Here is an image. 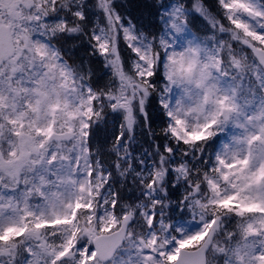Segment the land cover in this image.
I'll return each mask as SVG.
<instances>
[{"label": "snow or ice", "instance_id": "1", "mask_svg": "<svg viewBox=\"0 0 264 264\" xmlns=\"http://www.w3.org/2000/svg\"><path fill=\"white\" fill-rule=\"evenodd\" d=\"M147 7L0 0V264H264V0Z\"/></svg>", "mask_w": 264, "mask_h": 264}, {"label": "trees", "instance_id": "2", "mask_svg": "<svg viewBox=\"0 0 264 264\" xmlns=\"http://www.w3.org/2000/svg\"><path fill=\"white\" fill-rule=\"evenodd\" d=\"M208 4H213L214 0H206ZM116 3L121 6L120 10L125 12L133 18L134 22L147 24L149 19V14L152 9L148 8L147 5L151 3V0H116ZM196 26L200 27L199 20L196 22ZM66 47L71 48L73 57L77 63L84 61L87 66L91 67L94 72V81L100 86L107 81L108 77L105 75L106 69L103 65L97 63L94 58H91L87 51L86 45H77L75 48H72L71 45ZM153 120L155 123L152 124V127L158 131L160 120L157 118L155 112L152 113ZM151 143L150 138L146 134L139 133L137 134V142L134 145V148L138 151H143L148 148Z\"/></svg>", "mask_w": 264, "mask_h": 264}, {"label": "rangeland", "instance_id": "3", "mask_svg": "<svg viewBox=\"0 0 264 264\" xmlns=\"http://www.w3.org/2000/svg\"><path fill=\"white\" fill-rule=\"evenodd\" d=\"M200 25H201V22L199 21Z\"/></svg>", "mask_w": 264, "mask_h": 264}]
</instances>
